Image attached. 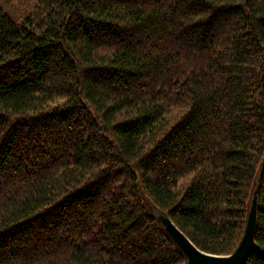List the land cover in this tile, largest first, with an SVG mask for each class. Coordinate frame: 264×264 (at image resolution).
Masks as SVG:
<instances>
[{"label": "trees", "instance_id": "16d2710c", "mask_svg": "<svg viewBox=\"0 0 264 264\" xmlns=\"http://www.w3.org/2000/svg\"><path fill=\"white\" fill-rule=\"evenodd\" d=\"M258 181L264 0H0V264H184L145 200L229 255Z\"/></svg>", "mask_w": 264, "mask_h": 264}, {"label": "water", "instance_id": "95a60500", "mask_svg": "<svg viewBox=\"0 0 264 264\" xmlns=\"http://www.w3.org/2000/svg\"><path fill=\"white\" fill-rule=\"evenodd\" d=\"M258 191L259 184L255 181L245 219V226L241 239L235 250L229 255H212L195 247L192 242L163 214L152 211L154 219L158 222L170 241L184 258V264H244L256 248V229L258 218Z\"/></svg>", "mask_w": 264, "mask_h": 264}, {"label": "rangeland", "instance_id": "374dc122", "mask_svg": "<svg viewBox=\"0 0 264 264\" xmlns=\"http://www.w3.org/2000/svg\"><path fill=\"white\" fill-rule=\"evenodd\" d=\"M145 204H146V206L148 207V209L150 210V212L152 213V209H153L152 207H153V206H152L148 201H146V200H145ZM156 209H157V208H156ZM157 210H158V209H157Z\"/></svg>", "mask_w": 264, "mask_h": 264}, {"label": "bare ground", "instance_id": "6f19581e", "mask_svg": "<svg viewBox=\"0 0 264 264\" xmlns=\"http://www.w3.org/2000/svg\"><path fill=\"white\" fill-rule=\"evenodd\" d=\"M152 205V204H151ZM153 207V209H152V211H155V212H158V210L156 209V207L154 206V205H152Z\"/></svg>", "mask_w": 264, "mask_h": 264}]
</instances>
